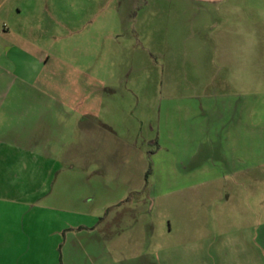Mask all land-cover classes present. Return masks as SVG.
Here are the masks:
<instances>
[{
    "label": "rangeland",
    "instance_id": "1",
    "mask_svg": "<svg viewBox=\"0 0 264 264\" xmlns=\"http://www.w3.org/2000/svg\"><path fill=\"white\" fill-rule=\"evenodd\" d=\"M12 74L0 230L27 237L0 264H158L264 222V0H0Z\"/></svg>",
    "mask_w": 264,
    "mask_h": 264
},
{
    "label": "crops",
    "instance_id": "2",
    "mask_svg": "<svg viewBox=\"0 0 264 264\" xmlns=\"http://www.w3.org/2000/svg\"><path fill=\"white\" fill-rule=\"evenodd\" d=\"M32 71L35 72L36 68H33ZM23 77L16 74L10 76V87L8 86L0 92V102L4 96L6 97V93L12 90L16 81L24 79ZM4 91H6L5 94ZM3 108V105L0 104V116L5 114ZM4 124L8 125V123H2V126ZM2 136L4 135L2 134ZM4 143V140L0 139V145ZM227 202H229L228 198H226L224 206L229 204ZM239 217L242 222L244 218L246 219L243 211L237 218L239 219ZM16 224L19 226L20 223L17 221L11 225L17 226ZM243 224L229 232L186 238L181 244L161 249L157 255L158 264H264V222L255 225ZM14 229L9 230L4 227L0 230V244H5L7 240L12 241V244L3 250V254L9 252L22 260L25 255H21L20 252L24 253L23 243L27 236L23 232L24 228ZM12 230L14 231L12 232ZM9 237L13 239H9Z\"/></svg>",
    "mask_w": 264,
    "mask_h": 264
}]
</instances>
